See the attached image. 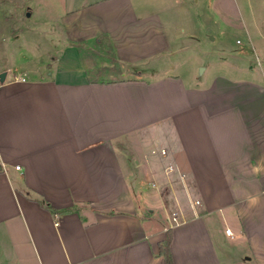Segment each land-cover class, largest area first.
<instances>
[{
	"label": "crops",
	"instance_id": "0c3cea01",
	"mask_svg": "<svg viewBox=\"0 0 264 264\" xmlns=\"http://www.w3.org/2000/svg\"><path fill=\"white\" fill-rule=\"evenodd\" d=\"M140 4L69 0L46 66L1 68L0 264H167L169 232L174 264H264V61L186 84L159 68L172 36ZM216 4L231 23L237 0ZM131 137L167 221L138 197ZM155 147L190 212H167Z\"/></svg>",
	"mask_w": 264,
	"mask_h": 264
},
{
	"label": "rangeland",
	"instance_id": "374dc122",
	"mask_svg": "<svg viewBox=\"0 0 264 264\" xmlns=\"http://www.w3.org/2000/svg\"><path fill=\"white\" fill-rule=\"evenodd\" d=\"M135 1L141 3V9L162 14L172 36V51L165 58V66L159 68L182 76L186 84L207 86L218 74L244 77L252 70L250 64L256 63V56L264 61V0H237L239 6L234 8L231 23L219 13L218 0ZM68 7L69 0H0V70L13 62L46 66L48 47L58 42L60 16ZM166 130L172 133L169 125ZM128 140L133 146L128 153L141 160L138 197L151 204L159 219L167 221L158 189L148 174L144 149L137 138ZM171 164L163 159L156 178L159 189L165 190L163 197L170 196L167 212L179 207L190 212L191 198L183 191V179L177 170L168 175L165 172ZM162 176L164 182L159 180ZM227 239L226 243H231Z\"/></svg>",
	"mask_w": 264,
	"mask_h": 264
},
{
	"label": "built area",
	"instance_id": "2783aa9c",
	"mask_svg": "<svg viewBox=\"0 0 264 264\" xmlns=\"http://www.w3.org/2000/svg\"><path fill=\"white\" fill-rule=\"evenodd\" d=\"M151 154L156 155L160 161H163V159L166 157V155L168 154V152H167V149L166 148H160V149H158L157 147H155V148H153L151 150ZM16 169H21V166L20 165H16ZM173 170H177V168L174 165H170V166H168L165 169V172L168 175L169 172H171ZM196 202L197 203H200V200H196ZM179 210L181 212V209L180 208H179ZM173 218H174V220H176L177 219V216L176 215H173ZM227 233L228 234L229 233L231 234V230L230 229H227Z\"/></svg>",
	"mask_w": 264,
	"mask_h": 264
},
{
	"label": "trees",
	"instance_id": "16d2710c",
	"mask_svg": "<svg viewBox=\"0 0 264 264\" xmlns=\"http://www.w3.org/2000/svg\"><path fill=\"white\" fill-rule=\"evenodd\" d=\"M171 238L172 236L169 232L167 238L159 243V254L165 257L167 264H174L170 251Z\"/></svg>",
	"mask_w": 264,
	"mask_h": 264
},
{
	"label": "water",
	"instance_id": "95a60500",
	"mask_svg": "<svg viewBox=\"0 0 264 264\" xmlns=\"http://www.w3.org/2000/svg\"><path fill=\"white\" fill-rule=\"evenodd\" d=\"M6 75H7V72H2L1 74H0V81H4L5 80V78H6Z\"/></svg>",
	"mask_w": 264,
	"mask_h": 264
}]
</instances>
